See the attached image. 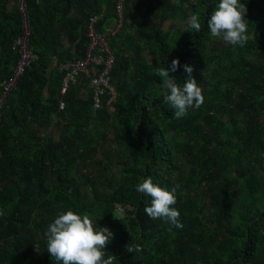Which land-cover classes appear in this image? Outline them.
<instances>
[{
  "label": "trees",
  "instance_id": "obj_1",
  "mask_svg": "<svg viewBox=\"0 0 264 264\" xmlns=\"http://www.w3.org/2000/svg\"><path fill=\"white\" fill-rule=\"evenodd\" d=\"M9 1L18 2L0 0V82L17 61L11 45L21 34ZM185 2L199 32L188 24L162 29L177 14L170 0H135L130 10L142 27L127 29L122 3V27L107 36L117 0H25L36 60L0 105V264H58L44 232L67 210L113 233L105 249L113 264H264V0H240L257 35L244 47L212 41L206 21L219 0ZM92 17L113 55L111 109L106 97L92 109L86 78L60 95L63 73L50 69L85 58ZM173 59L181 65L170 72L177 84L189 77L183 65L191 66L205 97L182 119L156 75ZM54 119L57 140L47 133ZM179 161L185 173L171 179ZM146 177L169 191L180 186L174 207L182 229L146 215L151 198L135 190ZM117 204L130 209L125 219L115 216ZM128 244L142 250L127 252Z\"/></svg>",
  "mask_w": 264,
  "mask_h": 264
},
{
  "label": "clouds",
  "instance_id": "obj_2",
  "mask_svg": "<svg viewBox=\"0 0 264 264\" xmlns=\"http://www.w3.org/2000/svg\"><path fill=\"white\" fill-rule=\"evenodd\" d=\"M245 4L240 0H219L207 19V28L212 37L221 39L226 45L244 47L253 35L248 32V21ZM188 27L199 32L202 24L198 15H191ZM181 67L178 59H173L168 70L160 68L156 75L162 78L163 100L174 110V118H185L190 110H198L205 102L202 89L191 76L193 68L183 65L189 74L188 79L180 86L170 75ZM180 186L175 185L171 191L153 183L146 177L138 183L135 190L151 198L150 206L144 212L150 219H160L172 226L182 229L180 212L174 207L177 203L176 192ZM47 252L58 264H113L114 256H106V246L113 238L108 228H98L89 215H80L72 210L59 213L44 232ZM130 253L141 251L138 245H126Z\"/></svg>",
  "mask_w": 264,
  "mask_h": 264
},
{
  "label": "built area",
  "instance_id": "obj_3",
  "mask_svg": "<svg viewBox=\"0 0 264 264\" xmlns=\"http://www.w3.org/2000/svg\"><path fill=\"white\" fill-rule=\"evenodd\" d=\"M124 0H118L116 4L117 21L114 27L107 30V36L117 34L123 22L122 3ZM18 10L21 16V34L11 45L12 50L18 54L17 61L12 67L10 76L0 82V105L4 97L14 88L17 79L23 74L25 69L36 60L28 48L27 38L29 36V24L25 0H18ZM98 17L89 19L86 27V36L88 39L86 56L82 61L68 62L58 67L51 65L57 73H63L61 81L60 95H64L70 86H78V80L86 78L88 80V91L91 95L92 109L101 108L103 98H107V107L115 103L116 94L109 84V75L113 65V55L106 41V35L99 34L95 25ZM63 109L62 104L58 105V111Z\"/></svg>",
  "mask_w": 264,
  "mask_h": 264
},
{
  "label": "rangeland",
  "instance_id": "obj_4",
  "mask_svg": "<svg viewBox=\"0 0 264 264\" xmlns=\"http://www.w3.org/2000/svg\"><path fill=\"white\" fill-rule=\"evenodd\" d=\"M118 1V0H117ZM128 1V2H127ZM131 1H135V0H124L123 4L125 6V3H128L126 6V10L124 12V20L126 19V22H124L126 24L127 29L130 32H134L135 30H138V28L141 26V21L138 18V15L136 14V12H131ZM171 4L177 9V14L175 15V17L173 19H169L166 20L163 25H162V29L164 31H166V29L169 26H173V25H179V26H184L187 25V20L190 17V13L185 9L187 7V3L185 2V0H170ZM104 13V10H102L101 15ZM188 17V18H187ZM115 20H113L111 23H109L107 25V28H110L113 26ZM142 27V26H141ZM140 27V28H141ZM250 36L253 35V39L257 38V35L254 33H249ZM252 40V39H250ZM212 41H214V43L216 44H220L222 43L221 39L218 38H213ZM142 57L144 58V61L150 63L151 62V58L147 57L145 54H142ZM50 69L52 70L53 68L50 67ZM110 84V83H109ZM112 88V86H110ZM84 96H86L83 93ZM55 123V119L54 122L52 123L53 126H51L48 130L47 133L54 139L57 140L59 137V132L60 130L58 129V127H56ZM107 145H112V143L107 144ZM100 161L101 160V155L98 154L97 157L95 158V161ZM187 166L184 165L181 161H179L177 163V169L175 171H173L172 175H171V179H177L179 178V176L181 174L185 173ZM79 171V172H78ZM84 169L82 167H80L79 169H77L74 174L77 177V179L79 180L81 174H83ZM114 211H115V216L117 218H121V219H125V217L127 216V214H129L130 209L127 208L126 206L123 205H115L114 207ZM206 252H209V250H206ZM36 256L34 255V258Z\"/></svg>",
  "mask_w": 264,
  "mask_h": 264
},
{
  "label": "crops",
  "instance_id": "obj_5",
  "mask_svg": "<svg viewBox=\"0 0 264 264\" xmlns=\"http://www.w3.org/2000/svg\"><path fill=\"white\" fill-rule=\"evenodd\" d=\"M17 2H14V1H9L8 2V5H7V8L8 9H12V8H14L15 6H17ZM101 18H102V15L100 16ZM70 19H76V17H75V15H74V13L72 12L71 13V16H70ZM110 28H112V27H110ZM109 29V28H108ZM68 48V45L66 44L65 46H64V49H67Z\"/></svg>",
  "mask_w": 264,
  "mask_h": 264
}]
</instances>
